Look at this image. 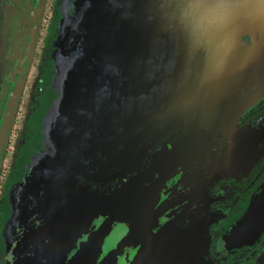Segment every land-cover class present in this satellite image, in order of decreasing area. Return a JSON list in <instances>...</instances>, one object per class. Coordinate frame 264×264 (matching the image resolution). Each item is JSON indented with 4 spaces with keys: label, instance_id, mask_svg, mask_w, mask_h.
I'll return each instance as SVG.
<instances>
[{
    "label": "water",
    "instance_id": "1",
    "mask_svg": "<svg viewBox=\"0 0 264 264\" xmlns=\"http://www.w3.org/2000/svg\"><path fill=\"white\" fill-rule=\"evenodd\" d=\"M18 1H0L3 62L20 54ZM181 4L60 2L53 96L5 195L0 264L219 263L211 188L258 160L225 107L264 95V3L245 0L208 34L189 29ZM263 231L264 184L220 244L254 245Z\"/></svg>",
    "mask_w": 264,
    "mask_h": 264
},
{
    "label": "flooded vegetation",
    "instance_id": "2",
    "mask_svg": "<svg viewBox=\"0 0 264 264\" xmlns=\"http://www.w3.org/2000/svg\"><path fill=\"white\" fill-rule=\"evenodd\" d=\"M59 7L60 0H19L11 26L20 54L11 53L16 49L12 46L6 60L0 61V225L7 190L20 172L25 151L35 141L36 127L53 96L50 88L55 75L53 54L60 36ZM1 16L0 4V22ZM251 97L247 94L226 101V109L240 114L233 128L250 131L247 141L258 160L246 173L221 179L211 188L210 209L216 219L210 227V251L219 259L217 264L244 263L264 255V231L254 245L231 248L227 253L220 244L264 184V95Z\"/></svg>",
    "mask_w": 264,
    "mask_h": 264
},
{
    "label": "clouds",
    "instance_id": "3",
    "mask_svg": "<svg viewBox=\"0 0 264 264\" xmlns=\"http://www.w3.org/2000/svg\"><path fill=\"white\" fill-rule=\"evenodd\" d=\"M244 4L245 0H182L180 15L192 32L208 34L230 22Z\"/></svg>",
    "mask_w": 264,
    "mask_h": 264
},
{
    "label": "rangeland",
    "instance_id": "4",
    "mask_svg": "<svg viewBox=\"0 0 264 264\" xmlns=\"http://www.w3.org/2000/svg\"><path fill=\"white\" fill-rule=\"evenodd\" d=\"M62 0H60V2H61ZM59 12H60V10H59ZM213 235V234H212Z\"/></svg>",
    "mask_w": 264,
    "mask_h": 264
}]
</instances>
